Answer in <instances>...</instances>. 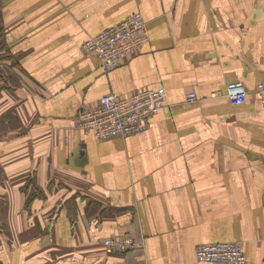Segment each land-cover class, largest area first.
<instances>
[{
	"label": "crops",
	"instance_id": "obj_1",
	"mask_svg": "<svg viewBox=\"0 0 264 264\" xmlns=\"http://www.w3.org/2000/svg\"><path fill=\"white\" fill-rule=\"evenodd\" d=\"M136 15L149 41L117 68L82 50ZM4 53L0 264H218L195 251L225 243L264 264V0H0ZM160 88L142 134L74 128L105 95ZM123 237L137 247L106 251Z\"/></svg>",
	"mask_w": 264,
	"mask_h": 264
},
{
	"label": "built area",
	"instance_id": "obj_2",
	"mask_svg": "<svg viewBox=\"0 0 264 264\" xmlns=\"http://www.w3.org/2000/svg\"><path fill=\"white\" fill-rule=\"evenodd\" d=\"M149 41L147 23L139 16H133L119 25L107 29L89 39L82 47L87 54L97 56L105 71L120 66L132 53ZM264 106V81L256 87ZM222 94V93H221ZM232 106L247 101V91L241 83L228 86L223 94ZM167 98L165 89H142L127 97L105 95L95 110L84 111L76 119L74 128L93 133L98 141L127 138L144 133L151 120L159 114ZM189 103H196L195 92L186 96ZM109 253L127 252L135 249L137 243L131 237L108 238L103 243ZM197 262L218 264H246L247 258L239 244L225 243L203 245L195 251Z\"/></svg>",
	"mask_w": 264,
	"mask_h": 264
},
{
	"label": "rangeland",
	"instance_id": "obj_3",
	"mask_svg": "<svg viewBox=\"0 0 264 264\" xmlns=\"http://www.w3.org/2000/svg\"><path fill=\"white\" fill-rule=\"evenodd\" d=\"M5 56H6V53L2 54V56H0V58L5 57ZM0 60L2 61L3 59H0ZM5 73H6L5 70L2 69L1 65H0V78L3 77L5 75Z\"/></svg>",
	"mask_w": 264,
	"mask_h": 264
},
{
	"label": "trees",
	"instance_id": "obj_4",
	"mask_svg": "<svg viewBox=\"0 0 264 264\" xmlns=\"http://www.w3.org/2000/svg\"><path fill=\"white\" fill-rule=\"evenodd\" d=\"M0 234H2L3 235V233L0 231Z\"/></svg>",
	"mask_w": 264,
	"mask_h": 264
}]
</instances>
